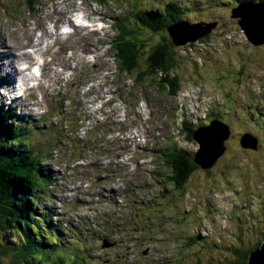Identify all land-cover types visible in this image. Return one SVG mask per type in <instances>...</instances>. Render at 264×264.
Wrapping results in <instances>:
<instances>
[{
  "label": "rangeland",
  "instance_id": "1",
  "mask_svg": "<svg viewBox=\"0 0 264 264\" xmlns=\"http://www.w3.org/2000/svg\"><path fill=\"white\" fill-rule=\"evenodd\" d=\"M169 2L181 7L186 23L193 26L215 23L216 27L208 40L203 38L176 48L174 57L179 63L176 73L182 83L181 92L171 99L166 93L145 88L152 101L151 108L141 94L143 87L136 86L129 74L118 73L119 83L110 78L117 70V61L109 44L117 33L113 28L114 18L124 17L127 13L133 15L135 5L141 9L162 10ZM236 5V0H115L107 6L100 5L98 0H43L32 7L26 0H0V110L9 111L11 116L24 120L26 125L31 122L27 148L34 149L36 155L33 156L41 160L38 167L49 178L50 184L45 194L36 198V203L41 206L38 211L42 212L40 219L46 232H52L60 245L58 252L64 264H218L227 259L234 264L236 258L230 255L229 245L245 251L262 239L264 45H252L238 25V19L231 17ZM80 10H84V17L90 21L106 20L97 24L104 30L100 34L94 25L90 29L82 26L83 29L77 32L74 27L73 33L64 36V41L68 40L66 44H57L48 51L50 58L45 62H51L43 71L49 79H37L41 89H34L29 82L34 81V77L27 69V65L34 61L25 62V57L17 55L18 44L22 39L24 46L20 53H27V48L32 47L26 35L30 32L34 38L37 36L35 43L43 36L42 40L48 44L50 39L60 36L57 32H60L61 25L74 19L71 13ZM75 21L80 24L78 18ZM55 24H59L57 28ZM125 24L127 21L116 28ZM33 26L38 27V31ZM185 32H176L175 35L179 37ZM138 33L143 32L140 29ZM143 36L149 40V47L170 38L165 32L157 35L145 32ZM202 40L206 41L202 43ZM189 45L193 47L192 52L187 49ZM203 46L205 49L200 50ZM100 50L107 54L95 62ZM93 51L94 55L90 56ZM100 79L103 87L109 86L107 90L115 93L113 102H116L101 111L105 116L97 117L98 113H95L97 118H92L95 107L89 109L88 104L112 95L99 92V84L93 82ZM4 81L7 88L2 85ZM17 88L33 93L21 97ZM129 94H139L140 99L135 100V105L128 99ZM133 113L136 115L129 116ZM187 115L194 123H204L197 129L210 125V115L213 120L227 124L231 131L228 150L226 141L225 152L211 173L203 172L211 169L199 170L181 192L167 184L162 196L149 203V198L156 197L161 189L149 176L151 173L154 179V170L162 165L159 152L175 142L193 155L200 150L195 140L191 144L179 133L181 116ZM76 118L85 120L83 129L70 134L69 128L72 131L77 129ZM136 118L142 121L136 122ZM147 118L149 120L145 123ZM126 119L135 126V134H125ZM148 122L156 143L150 145L152 153L146 154L145 161L144 156L137 157L138 169L131 174L124 162H130L129 153L135 135L143 133ZM244 129L260 139L257 151L241 147L240 137ZM158 131L162 132L160 137L155 135ZM67 141L75 148L88 143L87 150H76V156L87 163L91 156L93 164L86 169L73 168L77 160L74 157L73 162L64 159L60 163L57 150L67 159ZM116 153L125 159H120ZM158 171L159 178L165 176V172L167 174L163 168ZM124 173L128 174V185H124ZM96 177H101L103 182L89 185ZM81 185L92 190L90 194L95 197L91 198L92 202L102 203L99 208H83L73 198L76 186ZM83 192L88 198V191ZM127 192L132 197H140L141 202H148L128 201L127 207L122 211L118 207L117 213L113 214L108 209L111 196L107 195ZM61 212L78 225L76 230L59 232L58 227L62 229L63 221L67 222V219L58 217ZM143 217H146L145 223L139 227ZM51 221L54 226L49 227ZM4 240L12 242L11 238L2 239L0 235L2 244ZM102 240L113 246L102 248ZM2 250L0 246V264H12L13 256L2 254Z\"/></svg>",
  "mask_w": 264,
  "mask_h": 264
},
{
  "label": "trees",
  "instance_id": "2",
  "mask_svg": "<svg viewBox=\"0 0 264 264\" xmlns=\"http://www.w3.org/2000/svg\"><path fill=\"white\" fill-rule=\"evenodd\" d=\"M26 1L35 6L42 0ZM98 1L107 6L109 2L115 0ZM248 1L264 2L236 0L237 6ZM182 11L178 4L172 2L164 5L162 10L141 9L135 5L133 15L128 13L115 19L116 25L113 28L126 21L127 24L116 28L117 33L111 40L120 72L129 74L138 86L145 87L147 91L149 87H155L157 91L166 93L171 99L182 89L176 67L179 63L177 60V63L175 62L174 57L176 47L170 39H164L163 42L149 47V40L143 35L145 32L151 35L167 33L170 27L183 22L185 18ZM140 29L142 34L138 33ZM209 38L210 36L206 37V40ZM206 40H202V43ZM187 49L192 52L193 47L189 45ZM199 49H205V46ZM210 117L209 120L214 121L213 116ZM24 122L21 118L11 116L9 111L0 110V235L2 239L11 238L12 241L10 243L4 240L3 244L0 242L3 248L1 253L11 254L14 259L12 264H64L58 252L60 245L56 243L52 232L49 234L46 232V227L40 219L42 212H39L38 208L41 206L37 205L36 198H40L42 193L45 194L44 191L50 184L49 178L38 167L41 160L33 156L34 149L27 148L28 126L31 122L27 125ZM190 122L183 118L180 135H184L186 141L193 144L194 134L198 129ZM161 157L169 170L167 172L169 176L165 172V177L173 185V189L179 192L184 191L191 176L201 170L195 162L194 155L182 149L177 142L163 152ZM48 226H54L53 222L51 221V225L48 223ZM58 229L59 232L65 233L66 229L72 230L75 227L72 223L63 221V228ZM263 241L264 234L258 243L245 251L229 245L230 255L236 258V262L233 263L248 264L250 253L259 248ZM218 264L231 262L227 259L221 260Z\"/></svg>",
  "mask_w": 264,
  "mask_h": 264
},
{
  "label": "water",
  "instance_id": "3",
  "mask_svg": "<svg viewBox=\"0 0 264 264\" xmlns=\"http://www.w3.org/2000/svg\"><path fill=\"white\" fill-rule=\"evenodd\" d=\"M231 12V17L238 19V25L244 31L249 42L257 47L263 46L264 2L258 1L252 3L248 1L232 8ZM186 26L192 29H189ZM215 27V23L207 24L205 26L200 23L193 26L190 23L183 21L170 27L167 30V33L170 36V42L177 48L178 46H186L210 36L209 34ZM176 32L185 33L176 37ZM230 134L231 131L229 126L218 120H214L210 125L200 127L195 131L194 140L200 145V150L194 154V157L196 164L201 169H212L214 167L217 160L225 152V142L229 139ZM240 145L244 149L257 151L259 139L251 133H245L241 136ZM111 246L112 245L107 241H104L103 248H109ZM248 264H264V241L259 248L250 253Z\"/></svg>",
  "mask_w": 264,
  "mask_h": 264
},
{
  "label": "bare ground",
  "instance_id": "4",
  "mask_svg": "<svg viewBox=\"0 0 264 264\" xmlns=\"http://www.w3.org/2000/svg\"><path fill=\"white\" fill-rule=\"evenodd\" d=\"M82 12H84V10H80V11H74V12H72L71 14L73 15V18L74 19H69V21H68V23H65L66 25H69L73 30H74V27H77V29H76V31L77 32H79L80 30H82L83 29V27H85V28H88V29H90L89 27H86V26H83L82 27V25H79V24H77L76 23V21H75V18H78L79 19V21H80V24H81V19L78 17L79 15H83L84 16V14L82 13ZM57 20H59V19H57ZM56 20V21H57ZM99 21H103V20H98V21H91V22H93V23H95V22H99ZM58 25L59 24H55V28H57L58 27ZM30 27V29H31V26H29ZM94 26H92L91 28H93ZM33 29L35 30H37L38 31V27H34L33 26ZM56 30V29H55ZM92 30H94V29H92ZM95 30L98 32L99 31V33L101 34V32L104 30V29H99V28H97V26H95ZM58 34H60V36L59 37H56L55 39H50V41L52 40V41H54V44H60V43H64L65 41H64V36L66 35V34H63L62 32H57ZM76 33V32H75ZM26 35H27V37H28V40H30L29 41V45L30 46H32V47H29V48H27V53L26 52H24L23 53V55L20 53L21 52V50L23 49V46H24V43H22V39H21V42L18 44V48H19V50H17V55H19V56H22V57H25V62H27V61H29L30 59H32L34 62L32 63V65H27V69H29L30 70V73L32 74V76H33V73H32V69L33 68H35L37 65H38V63H39V59H44L45 61H47V59L48 58H50V54H49V52L48 51H50L51 49H53L54 48V46L51 44L52 42H50V41H48L47 43L48 44H46L45 43V41L44 40H42L43 39V36L42 37H40L39 38V41L38 42H34V40L37 38V36H36V38H34V35H33V32H30L29 34H27L26 33ZM104 35H107V32H105L104 33ZM105 37V36H104ZM79 38V37H78ZM77 41V40H76ZM33 42V43H32ZM96 42H98L97 40H96ZM127 42V41H126ZM46 44V45H45ZM82 46V45H81ZM52 47V48H51ZM84 47V46H83ZM104 46H102L101 47V50H102V48H103ZM4 48H6V47H4ZM90 48V47H89ZM77 49V48H76ZM42 50H44V51H42ZM80 50V49H79ZM87 50V49H86ZM101 50L99 51V56H98V58H95V61L97 62V59L98 60H100V58L101 59H103L104 58V56L107 54V52H104V53H102L101 52ZM83 51H85V49L83 50ZM94 52L95 51H93L92 52V54L90 55V56H92V55H94ZM5 53H7V52H5ZM42 53H43V55H42ZM84 53V52H83ZM121 58H122V56H121ZM24 59V58H23ZM86 60V59H85ZM68 61H69V58H68ZM84 61V60H83ZM88 61V60H87ZM49 62V61H48ZM51 62V61H50ZM50 62L49 63H47V62H45V65H44V67L42 68V77H41V81H44L45 79L47 80V79H49V77L46 75V73H45V70L43 71V69L47 66V65H49L50 64ZM123 63V62H122ZM99 64V63H98ZM59 65V64H58ZM53 66V65H52ZM6 67V66H5ZM67 68H69V66L67 67ZM55 69V68H54ZM66 70H69V69H65V71ZM15 71V70H14ZM122 72V71H121ZM69 73V72H68ZM137 80V79H136ZM29 82H33V80H29ZM48 82V81H47ZM3 83H5V84H7L5 81L3 82ZM34 83H38V85H39V81L36 79V80H34ZM136 83V82H135ZM138 84V83H137ZM8 86V85H7ZM38 88L39 89H41L39 86H38ZM18 90H19V88H17ZM22 89H25L24 87H22ZM116 102V101H115ZM112 115V114H111ZM212 121V120H211ZM35 155H36V153H35ZM38 157V156H37ZM34 159V158H33ZM39 159V158H38ZM44 159V158H43ZM32 161V160H31ZM43 161V160H42ZM129 162V161H128ZM111 234V233H110Z\"/></svg>",
  "mask_w": 264,
  "mask_h": 264
},
{
  "label": "flooded vegetation",
  "instance_id": "5",
  "mask_svg": "<svg viewBox=\"0 0 264 264\" xmlns=\"http://www.w3.org/2000/svg\"><path fill=\"white\" fill-rule=\"evenodd\" d=\"M234 7H237V5L236 6H234ZM245 133H249V131H247V130H243V132L241 133V135H243V134H245ZM232 134H233V131H232ZM237 135H239V133L237 134ZM241 138V137H240ZM260 140V139H259ZM227 143H228V141L226 142V148H227V150H228V147H227ZM259 145H260V142H259ZM227 150H226V152H227ZM215 167H216V165H215ZM215 167L213 168V169H211V170H209V171H203L204 173H211L214 169H215Z\"/></svg>",
  "mask_w": 264,
  "mask_h": 264
}]
</instances>
